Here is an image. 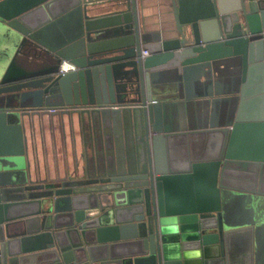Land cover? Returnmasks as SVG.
<instances>
[{"label": "water", "instance_id": "95a60500", "mask_svg": "<svg viewBox=\"0 0 264 264\" xmlns=\"http://www.w3.org/2000/svg\"><path fill=\"white\" fill-rule=\"evenodd\" d=\"M172 2L163 38L138 0H0V264H255L223 198L264 196V0Z\"/></svg>", "mask_w": 264, "mask_h": 264}, {"label": "crops", "instance_id": "0c3cea01", "mask_svg": "<svg viewBox=\"0 0 264 264\" xmlns=\"http://www.w3.org/2000/svg\"><path fill=\"white\" fill-rule=\"evenodd\" d=\"M137 6L138 16L145 23V31H148L149 33L160 32L163 38H169L175 35V11L172 0H138ZM0 28H3L2 24H0ZM1 39L0 36V40ZM46 135V139H42L40 136L37 144L38 155L42 162L49 161L50 164H53L56 159H58L62 164L65 155L68 154V158H71V140L68 132L65 142L58 131L56 136H53L48 132H46ZM28 142L31 147L32 142L30 140ZM234 194L239 195L240 197L236 200L237 208L240 210H242V208L244 210L248 209V216H251L252 209L256 207L260 212H264V196H253L242 192H235ZM255 200H257V202ZM256 245L257 242H255V251ZM258 245L260 247L259 252H263L264 241L262 236L259 237Z\"/></svg>", "mask_w": 264, "mask_h": 264}, {"label": "rangeland", "instance_id": "374dc122", "mask_svg": "<svg viewBox=\"0 0 264 264\" xmlns=\"http://www.w3.org/2000/svg\"><path fill=\"white\" fill-rule=\"evenodd\" d=\"M9 34L8 30H6L5 28H0V36H1V40H0V58H2L1 56H3L4 50H5V42H7V35ZM5 42H4V41ZM14 49V48H13ZM12 49V51H13ZM11 51V52H12ZM15 53V50L13 51V54ZM3 61L0 59V63H2ZM3 64V63H2ZM234 194V193H233ZM224 195L223 198V205L224 207L227 209V213L231 214L233 212H236L237 216L234 217V220H232V222L234 223H244V222H249L252 221V223L255 224V228H256V251H255V264H264V251L263 252H259V245H258V240L259 237L262 236L263 241H264V212H260V210L256 208H253L251 211V216H248V209L244 210L242 208V210L237 208V198H240L239 195ZM257 202V200H255ZM257 205V204H256ZM255 205V206H256ZM239 211V212H238ZM262 230V231H261ZM260 244V243H259Z\"/></svg>", "mask_w": 264, "mask_h": 264}, {"label": "built area", "instance_id": "2783aa9c", "mask_svg": "<svg viewBox=\"0 0 264 264\" xmlns=\"http://www.w3.org/2000/svg\"><path fill=\"white\" fill-rule=\"evenodd\" d=\"M148 54V51L146 49H142V56H145ZM70 69H75V65L72 64L71 62H66V61H63V63L61 64V68H60V71L61 72H64V71H68ZM112 107H116V106H112Z\"/></svg>", "mask_w": 264, "mask_h": 264}]
</instances>
